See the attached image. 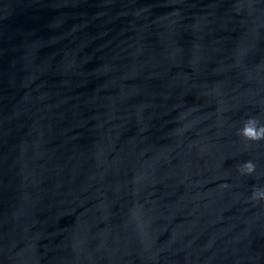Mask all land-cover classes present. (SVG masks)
<instances>
[{"label": "water", "instance_id": "1", "mask_svg": "<svg viewBox=\"0 0 264 264\" xmlns=\"http://www.w3.org/2000/svg\"><path fill=\"white\" fill-rule=\"evenodd\" d=\"M249 117L264 0H0V264H264Z\"/></svg>", "mask_w": 264, "mask_h": 264}, {"label": "clouds", "instance_id": "2", "mask_svg": "<svg viewBox=\"0 0 264 264\" xmlns=\"http://www.w3.org/2000/svg\"><path fill=\"white\" fill-rule=\"evenodd\" d=\"M239 135L249 141L264 140V124H261L255 117H249L244 126L239 129ZM240 171L243 174H252L256 171V165L249 160L240 165ZM264 198V189L254 188L253 199Z\"/></svg>", "mask_w": 264, "mask_h": 264}]
</instances>
